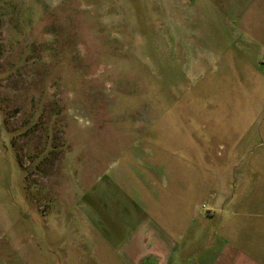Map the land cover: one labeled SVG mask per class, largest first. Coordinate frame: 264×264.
<instances>
[{
    "label": "rangeland",
    "instance_id": "1",
    "mask_svg": "<svg viewBox=\"0 0 264 264\" xmlns=\"http://www.w3.org/2000/svg\"><path fill=\"white\" fill-rule=\"evenodd\" d=\"M252 26L264 0H0V264H78L101 196L223 187L214 143L264 125L258 61L228 58Z\"/></svg>",
    "mask_w": 264,
    "mask_h": 264
},
{
    "label": "crops",
    "instance_id": "2",
    "mask_svg": "<svg viewBox=\"0 0 264 264\" xmlns=\"http://www.w3.org/2000/svg\"><path fill=\"white\" fill-rule=\"evenodd\" d=\"M252 27L247 35L252 39L250 46H228V58L240 63L247 58L255 64L258 61L256 74L264 78V44L258 45L264 30ZM255 123L233 143H214L216 147L240 149V154L225 160L230 177L223 178L219 190L204 186L192 191L175 176L164 179L161 188L140 195L127 190L111 194L110 199L99 197L95 216L76 233V238L90 239L88 252H79L75 258L78 264L85 258L92 261L90 264H259L256 227L244 222L264 217V187L258 183L264 180V125ZM254 161L259 166L249 174L247 165ZM234 163L237 166L231 167Z\"/></svg>",
    "mask_w": 264,
    "mask_h": 264
}]
</instances>
